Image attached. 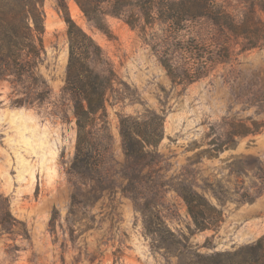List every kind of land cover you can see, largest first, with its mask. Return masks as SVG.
I'll list each match as a JSON object with an SVG mask.
<instances>
[{
	"label": "rangeland",
	"instance_id": "obj_1",
	"mask_svg": "<svg viewBox=\"0 0 264 264\" xmlns=\"http://www.w3.org/2000/svg\"><path fill=\"white\" fill-rule=\"evenodd\" d=\"M60 1L43 2L37 71L46 98L37 101L31 80L0 77V264H223L226 252L256 242L264 235V0H217L240 23L233 29L208 17L178 29L108 15L107 31L65 0L115 72L108 148L91 178L73 166ZM128 115L146 121L152 139L162 133L144 162L124 152Z\"/></svg>",
	"mask_w": 264,
	"mask_h": 264
},
{
	"label": "trees",
	"instance_id": "obj_2",
	"mask_svg": "<svg viewBox=\"0 0 264 264\" xmlns=\"http://www.w3.org/2000/svg\"><path fill=\"white\" fill-rule=\"evenodd\" d=\"M75 1L85 16L105 31L109 29L106 21L108 15L124 16L131 25L161 20L176 25L178 29L185 28L188 21L201 17H208L231 29L240 26L217 0ZM43 2L0 0V77H14L18 82L31 80L39 87L37 69L44 51L45 33ZM60 2L66 12L69 36L64 89L73 100L77 122V150L73 166L79 173L90 178L97 177L101 174L108 148L103 143V138L109 136L107 93L113 86L115 72L108 66L101 45L70 16L66 1ZM254 19L255 16L252 17L253 22ZM260 23L264 27V22ZM97 64H103L106 68L99 70ZM42 81L44 87H39V102L47 96L42 92H49L46 80ZM120 132L126 156L141 162L148 157L149 147L156 146L162 138V133H158L157 138L152 139L150 125L129 115L121 118ZM248 132L247 129L243 134ZM191 211L197 220L193 207ZM225 254L223 264H264V235L236 252L228 251Z\"/></svg>",
	"mask_w": 264,
	"mask_h": 264
}]
</instances>
